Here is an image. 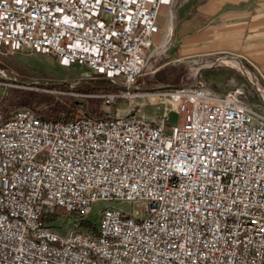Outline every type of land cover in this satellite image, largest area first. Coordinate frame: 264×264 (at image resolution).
<instances>
[{"label": "built area", "instance_id": "2783aa9c", "mask_svg": "<svg viewBox=\"0 0 264 264\" xmlns=\"http://www.w3.org/2000/svg\"><path fill=\"white\" fill-rule=\"evenodd\" d=\"M161 4L0 0V49L129 94L161 46ZM162 94L153 117L0 113V264H264V112L201 79Z\"/></svg>", "mask_w": 264, "mask_h": 264}, {"label": "rangeland", "instance_id": "374dc122", "mask_svg": "<svg viewBox=\"0 0 264 264\" xmlns=\"http://www.w3.org/2000/svg\"><path fill=\"white\" fill-rule=\"evenodd\" d=\"M168 8L159 16L160 31L157 37L161 42L172 20L170 38L151 57L145 72L137 78L133 91L125 95L120 93L116 85L88 90L76 88L82 82L100 79L83 75L85 67L79 62L57 59L40 49L11 52L1 48L0 113L6 115L12 109L20 107V97L25 95L29 97V102L22 104L32 105L39 110L46 105L44 99L47 95H52L55 98L69 97L76 100V112L104 115L130 111L153 117L168 105L162 94L167 86L190 83L194 79H201L217 93L236 87L242 88V99L252 108L264 112V71L230 52L192 56L176 54L173 51L174 12L173 19L170 17L167 23ZM192 58H197L198 61L193 62ZM230 58L244 69L230 61ZM245 70L250 72L251 77ZM80 78L86 79L78 81ZM48 79L65 82H47ZM106 94H112V97ZM100 207L101 203L95 204L94 211ZM93 218H97V215L94 214ZM71 225L72 223L67 224ZM57 230L60 233L65 232L64 228Z\"/></svg>", "mask_w": 264, "mask_h": 264}, {"label": "crops", "instance_id": "0c3cea01", "mask_svg": "<svg viewBox=\"0 0 264 264\" xmlns=\"http://www.w3.org/2000/svg\"><path fill=\"white\" fill-rule=\"evenodd\" d=\"M165 8L176 54L230 52L264 71V0H162L160 17Z\"/></svg>", "mask_w": 264, "mask_h": 264}, {"label": "trees", "instance_id": "16d2710c", "mask_svg": "<svg viewBox=\"0 0 264 264\" xmlns=\"http://www.w3.org/2000/svg\"><path fill=\"white\" fill-rule=\"evenodd\" d=\"M111 85L115 86V84L111 83L109 80L105 78H102V79L100 78V79L89 80L87 82H82L76 88L88 90V89H95L96 87H102V86L109 87ZM44 101L46 105L39 110L46 117L68 119L74 116L76 109L78 107V104H77L78 102L69 97L55 98L52 95H47ZM27 102H29V97H27L26 95L21 96L20 97L21 104L19 106H30V105L22 104V103H27Z\"/></svg>", "mask_w": 264, "mask_h": 264}, {"label": "bare ground", "instance_id": "6f19581e", "mask_svg": "<svg viewBox=\"0 0 264 264\" xmlns=\"http://www.w3.org/2000/svg\"><path fill=\"white\" fill-rule=\"evenodd\" d=\"M172 20H170V24H169V29H168V31H167V34L165 33V35H164V37H163V39H162V41H161V45L162 46H165L166 45V43L168 42V40H169V38H170V35H171V29H172ZM167 23H168V19H167ZM230 61H233V62H235V63H237V64H239L238 62H236L234 59H229ZM241 64H239V66H240ZM242 66V65H241ZM238 67V66H237ZM243 67V66H242ZM243 69H244V67H243ZM247 69V68H246ZM246 71V73L249 75V71L248 70H245ZM250 77H251V75H249ZM253 78V77H252Z\"/></svg>", "mask_w": 264, "mask_h": 264}, {"label": "water", "instance_id": "95a60500", "mask_svg": "<svg viewBox=\"0 0 264 264\" xmlns=\"http://www.w3.org/2000/svg\"><path fill=\"white\" fill-rule=\"evenodd\" d=\"M86 78H80L78 81L83 80ZM47 82H65V80H56V79H48L46 80ZM71 83H76V82H71Z\"/></svg>", "mask_w": 264, "mask_h": 264}]
</instances>
